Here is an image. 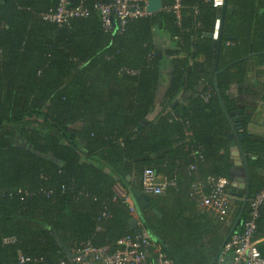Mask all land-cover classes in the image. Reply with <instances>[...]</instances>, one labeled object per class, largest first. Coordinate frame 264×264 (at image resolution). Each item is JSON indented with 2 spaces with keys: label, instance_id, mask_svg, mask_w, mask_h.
<instances>
[{
  "label": "trees",
  "instance_id": "16d2710c",
  "mask_svg": "<svg viewBox=\"0 0 264 264\" xmlns=\"http://www.w3.org/2000/svg\"><path fill=\"white\" fill-rule=\"evenodd\" d=\"M112 1L86 0L91 16L60 26L41 17L58 0H0V130L22 127L30 145L0 148V264L15 262L20 252L44 258L27 264L68 260L55 233L69 249L90 241L115 250L119 239L142 229H131L134 215L114 186H129L127 177L136 176L132 188L141 189L146 168L168 178L165 199L152 196L146 208L137 205L138 224L153 238L162 223L156 212L179 217V202L190 197L197 204L193 187L205 186L211 175L247 176L249 198L264 187V138L248 133L247 114L241 115L243 129L234 127L231 114L239 106L230 93L232 85L247 80L249 58H264V0H228L218 69L214 42L204 37L217 26L211 3L182 0V26L162 9L132 20L120 33L116 27L106 31L94 8ZM162 2L165 7L174 0ZM159 28L175 44L162 57L154 38ZM166 57L172 82L155 114ZM200 57L205 60L198 69L194 62ZM202 80L213 89L208 102L201 98L205 90L197 89ZM185 92L194 96L183 105L179 96ZM232 132L244 151L242 166L231 157ZM229 189L245 197L246 191ZM238 202L234 224L243 212L234 230L249 215V204L243 210L245 201ZM7 237L17 240L5 244ZM262 237L264 207L256 232ZM224 243L220 237L216 251ZM163 250L180 264L171 250Z\"/></svg>",
  "mask_w": 264,
  "mask_h": 264
},
{
  "label": "built area",
  "instance_id": "2783aa9c",
  "mask_svg": "<svg viewBox=\"0 0 264 264\" xmlns=\"http://www.w3.org/2000/svg\"><path fill=\"white\" fill-rule=\"evenodd\" d=\"M215 8L224 5V0H206ZM149 0H114L111 3L97 2L95 10L99 13L103 27L108 32H113L115 27L120 33H123L126 26L134 19L144 18L152 13L148 11ZM182 0H174L169 6H162L167 12L175 16L178 26L183 25L184 12ZM93 9L86 5V0H58L56 7L49 9L41 14L43 20L56 23L60 26L70 25L75 19L86 18L91 16ZM199 9H195L197 14ZM2 26H0V31ZM176 39H180L176 37ZM181 40V39H180ZM154 52L151 53L152 56ZM131 75H137L135 69H124ZM203 90L201 98L208 102L213 95V89L207 81L202 80ZM264 104V98H263ZM203 148L197 153L200 159H204ZM192 170H196L195 165H191ZM159 174L153 168H146L141 185L142 191L151 196L164 194L166 185L160 184ZM173 184L175 181L172 182ZM196 196L201 197L200 202L211 212L219 216L221 220H227L230 217L234 199L229 189L230 180L224 176H209L206 185L196 183ZM207 191L205 192V188ZM240 201H246V198H237ZM126 200V199H125ZM127 202V201H126ZM128 203V202H127ZM249 215L242 220L239 229L232 232L230 238L225 242L217 264H264V245L260 244L256 238L257 219L260 210L264 207V187L252 198H248ZM131 212H136L134 205H130ZM104 217H109V211L103 212ZM135 235H126L117 242V248L111 250L109 246L95 247L90 241L75 245L71 249L73 253H83L75 259H60L56 263L49 264H176L173 258L166 253L161 246L154 240L150 232L143 229ZM15 237H7L4 239L5 244L16 242ZM43 257L27 256L19 253L15 262L11 264H27L29 262L42 263Z\"/></svg>",
  "mask_w": 264,
  "mask_h": 264
},
{
  "label": "crops",
  "instance_id": "0c3cea01",
  "mask_svg": "<svg viewBox=\"0 0 264 264\" xmlns=\"http://www.w3.org/2000/svg\"><path fill=\"white\" fill-rule=\"evenodd\" d=\"M154 38L156 47L161 51H165L175 45L170 33L160 28L155 30ZM169 59L168 57L165 58L166 64L161 69V80L156 99L158 106L155 114L163 109V100L172 82L173 72ZM204 60V57L197 58L194 65L199 69L202 67ZM248 62L247 80L241 86L236 85L233 88V95L239 108L244 110L243 114L250 116L247 125L248 133L264 138V58L259 57V55H253ZM197 89L199 92L203 89L202 83ZM190 96H194V93H181L179 100L185 105ZM21 130L22 127L13 125L6 126L0 130V148L13 145L29 148L30 145H28L26 138L22 136ZM127 180L130 183L129 186L118 182L115 184L114 190L118 197L126 199L128 204L134 205L138 209L139 205L133 194L134 188H132L134 186L133 183L138 182L137 177L128 176ZM157 181L167 187L168 178L166 175L159 174ZM192 192H195V186ZM159 196L165 199L168 196L166 190L164 194L157 197ZM200 198L198 196L199 202L197 204H194L190 197H187L185 201H180V204L176 207L177 213H180L179 217H173V213L163 216L156 212L158 219H161L160 223H162L158 225L157 233L153 240L162 248L166 247L171 250L178 258L180 264H205L207 262L208 264H216V258L219 257L221 251H216V244L220 237L221 240L226 241L233 229L235 215L240 209V202L237 199L239 196H236L230 217L227 220H221L218 215L201 204ZM170 203L173 204L172 198H170ZM171 207L173 206L169 204L168 209ZM132 214L139 222L138 211L132 212ZM165 220L166 222H164ZM258 239L263 246L264 237Z\"/></svg>",
  "mask_w": 264,
  "mask_h": 264
},
{
  "label": "water",
  "instance_id": "95a60500",
  "mask_svg": "<svg viewBox=\"0 0 264 264\" xmlns=\"http://www.w3.org/2000/svg\"><path fill=\"white\" fill-rule=\"evenodd\" d=\"M163 6L162 0H149L148 5V11L150 13H158L161 11V8ZM228 11V0H224V5L217 8V26L216 30L213 33H204V37L210 38L214 42V47L216 49V61H215V68L218 69L219 67V56L221 51V45L223 40V34H224V25H225V19L226 14ZM162 51L159 52V55L162 57ZM236 85H232V89L230 90V93L233 94L234 90L233 88ZM244 113V110L242 108H239L235 113L231 114V121H233V125L236 129L242 130L243 129V119L241 118V115ZM143 127V124L139 126V129ZM241 138H245L244 134H241ZM230 139V147H231V157L235 160L236 165H244V151L242 147L240 146L237 136L234 132L230 133L229 135ZM231 182V187L236 188L241 191H246L245 198L246 201L244 202L243 210L247 206V200L249 198V191H250V180L247 178V176L244 175H232L229 177ZM134 197L139 205L140 208H146L151 200V196L144 193L141 189L134 188L133 189ZM236 196L242 197L243 192H236ZM243 212V211H242ZM242 212L239 215L236 223L233 226V229L231 230L228 238L226 241L230 238L232 232L236 228V226L239 224ZM131 229H135L138 226V219L136 217H132L130 220ZM55 238L60 243L63 250L68 255L69 259H75L76 257L82 255L83 253H73L71 249H69L61 240L59 235L55 233ZM225 241V242H226ZM225 244V243H224ZM223 244V246H224ZM222 246V248H223ZM221 248V250H222ZM221 252V251H220ZM218 258V257H217ZM216 258V260H217Z\"/></svg>",
  "mask_w": 264,
  "mask_h": 264
},
{
  "label": "clouds",
  "instance_id": "9594fccd",
  "mask_svg": "<svg viewBox=\"0 0 264 264\" xmlns=\"http://www.w3.org/2000/svg\"><path fill=\"white\" fill-rule=\"evenodd\" d=\"M230 185H231V182H230ZM235 195V194H234ZM236 196V195H235Z\"/></svg>",
  "mask_w": 264,
  "mask_h": 264
},
{
  "label": "rangeland",
  "instance_id": "374dc122",
  "mask_svg": "<svg viewBox=\"0 0 264 264\" xmlns=\"http://www.w3.org/2000/svg\"><path fill=\"white\" fill-rule=\"evenodd\" d=\"M5 141V140H4Z\"/></svg>",
  "mask_w": 264,
  "mask_h": 264
}]
</instances>
